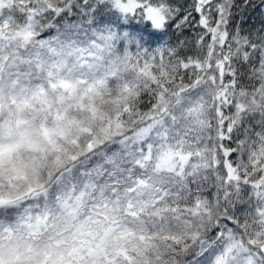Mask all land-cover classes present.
Listing matches in <instances>:
<instances>
[{
    "label": "snow or ice",
    "instance_id": "snow-or-ice-1",
    "mask_svg": "<svg viewBox=\"0 0 264 264\" xmlns=\"http://www.w3.org/2000/svg\"><path fill=\"white\" fill-rule=\"evenodd\" d=\"M0 264H264V0H0Z\"/></svg>",
    "mask_w": 264,
    "mask_h": 264
},
{
    "label": "trees",
    "instance_id": "trees-1",
    "mask_svg": "<svg viewBox=\"0 0 264 264\" xmlns=\"http://www.w3.org/2000/svg\"><path fill=\"white\" fill-rule=\"evenodd\" d=\"M252 25H254L255 27H259V20L257 19L256 16L252 17V20L249 21V27H251ZM52 34H55V30H51ZM45 35H47V33H45Z\"/></svg>",
    "mask_w": 264,
    "mask_h": 264
}]
</instances>
